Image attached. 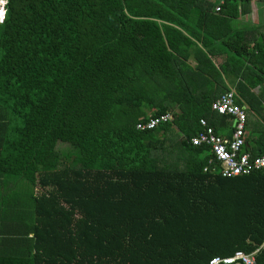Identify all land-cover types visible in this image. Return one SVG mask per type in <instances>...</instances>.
<instances>
[{
	"label": "trees",
	"instance_id": "16d2710c",
	"mask_svg": "<svg viewBox=\"0 0 264 264\" xmlns=\"http://www.w3.org/2000/svg\"><path fill=\"white\" fill-rule=\"evenodd\" d=\"M249 2L7 0L0 264H264V168L222 177L190 142L200 118L231 135L211 102L233 90L264 156V35L231 24Z\"/></svg>",
	"mask_w": 264,
	"mask_h": 264
},
{
	"label": "built area",
	"instance_id": "2783aa9c",
	"mask_svg": "<svg viewBox=\"0 0 264 264\" xmlns=\"http://www.w3.org/2000/svg\"><path fill=\"white\" fill-rule=\"evenodd\" d=\"M217 4L215 11H219L221 4L226 0H215ZM7 0H0V11L6 14ZM4 20V19H3ZM211 108L218 114L228 115L232 125L230 136H222L215 132L214 128L205 118H200L199 123L203 127L196 135L190 138L193 145L206 144L210 147L213 159V170L217 171L222 177H232L240 174H249L253 171L264 168V156H252L247 151H242L245 144L247 110L243 105L235 102V92L227 90L221 93L211 102ZM172 113L166 112L158 116L150 117L146 122L137 123L138 129H152L161 123L172 120ZM209 169L204 168V171ZM246 253L241 250L234 251L228 256H214L207 264H255V253Z\"/></svg>",
	"mask_w": 264,
	"mask_h": 264
},
{
	"label": "rangeland",
	"instance_id": "374dc122",
	"mask_svg": "<svg viewBox=\"0 0 264 264\" xmlns=\"http://www.w3.org/2000/svg\"><path fill=\"white\" fill-rule=\"evenodd\" d=\"M252 5H254L255 10H257V18L255 13H248L244 14L243 16L239 17L238 19H235L231 22L234 28H240V27H249L254 29L256 32L259 33V37H262L264 35V0H250L249 6L252 8ZM253 9V11H255ZM247 15H249L247 17ZM249 34L248 36H250ZM258 37V39H259ZM213 59L216 63H220L223 59L224 56H213ZM194 62V60H192ZM257 89H255L256 91ZM170 113V112H169ZM172 115V114H171ZM58 148H63V149H69L67 145L61 144L58 145Z\"/></svg>",
	"mask_w": 264,
	"mask_h": 264
},
{
	"label": "crops",
	"instance_id": "0c3cea01",
	"mask_svg": "<svg viewBox=\"0 0 264 264\" xmlns=\"http://www.w3.org/2000/svg\"><path fill=\"white\" fill-rule=\"evenodd\" d=\"M255 6L254 5H252V8H250V6H249V12L248 13H255V15H256V18H257V10H255V8H254ZM253 9L255 10V11H253ZM247 13V14H248ZM249 15H247V17H248ZM256 32V31H255ZM261 40H262V37H261ZM249 117H250V114H249ZM230 118H228V120H229ZM249 120H252V121H255V118L253 117V116H251V118H249ZM230 122H231V125H232V121H231V119H230ZM251 129V128H250ZM256 129V128H255ZM255 129H253V130H255ZM220 132H222V134L224 133V134H227L226 132L227 131H225L223 128H221L220 129ZM251 132H252V130H251ZM226 136V135H225ZM10 191H12V190H10Z\"/></svg>",
	"mask_w": 264,
	"mask_h": 264
},
{
	"label": "clouds",
	"instance_id": "9594fccd",
	"mask_svg": "<svg viewBox=\"0 0 264 264\" xmlns=\"http://www.w3.org/2000/svg\"><path fill=\"white\" fill-rule=\"evenodd\" d=\"M3 19H4V15L3 16H0V23L3 22Z\"/></svg>",
	"mask_w": 264,
	"mask_h": 264
},
{
	"label": "water",
	"instance_id": "95a60500",
	"mask_svg": "<svg viewBox=\"0 0 264 264\" xmlns=\"http://www.w3.org/2000/svg\"><path fill=\"white\" fill-rule=\"evenodd\" d=\"M259 40H261V37H259ZM235 124V120L234 121H232V125H234Z\"/></svg>",
	"mask_w": 264,
	"mask_h": 264
},
{
	"label": "snow or ice",
	"instance_id": "6c2138e0",
	"mask_svg": "<svg viewBox=\"0 0 264 264\" xmlns=\"http://www.w3.org/2000/svg\"><path fill=\"white\" fill-rule=\"evenodd\" d=\"M0 16H3V12L2 11H0Z\"/></svg>",
	"mask_w": 264,
	"mask_h": 264
}]
</instances>
